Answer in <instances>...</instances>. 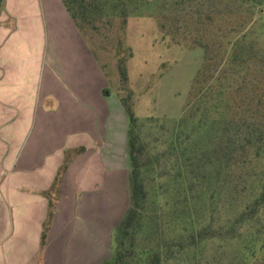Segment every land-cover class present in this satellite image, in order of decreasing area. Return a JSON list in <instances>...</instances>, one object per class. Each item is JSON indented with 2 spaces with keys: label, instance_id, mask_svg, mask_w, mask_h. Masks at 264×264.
I'll list each match as a JSON object with an SVG mask.
<instances>
[{
  "label": "crops",
  "instance_id": "crops-1",
  "mask_svg": "<svg viewBox=\"0 0 264 264\" xmlns=\"http://www.w3.org/2000/svg\"><path fill=\"white\" fill-rule=\"evenodd\" d=\"M54 2L0 0V264L109 259L128 180L125 110Z\"/></svg>",
  "mask_w": 264,
  "mask_h": 264
},
{
  "label": "rangeland",
  "instance_id": "rangeland-1",
  "mask_svg": "<svg viewBox=\"0 0 264 264\" xmlns=\"http://www.w3.org/2000/svg\"><path fill=\"white\" fill-rule=\"evenodd\" d=\"M112 2L126 7L124 25L118 9L110 10ZM54 3L69 16L60 0ZM93 3L95 14L102 16L96 23L98 29L81 36L106 77L107 90L117 98L129 95L136 116L134 132L145 146L140 169L147 195L134 240L125 241L129 255L146 264L152 252L159 256L157 264H249L241 260V254L256 232H264V208L258 218L238 222L235 218L244 203H235L231 193L240 189L249 193L248 182L234 183L224 172L218 177L208 173L205 178L192 173L193 180L188 181L185 166L198 168L189 150L201 144L206 127L177 125L202 63L203 45L220 55L242 34L250 50L251 70L247 83L229 96L236 105L257 102L256 114L264 121V56L260 55L264 51V0ZM119 62L126 69V82L121 81ZM238 110L235 115L239 117L243 112ZM233 129L225 137L235 138ZM127 166L129 170L128 156ZM127 182L119 195L117 222L129 205ZM198 232L202 236H195ZM110 241L109 247L104 242L102 257L109 252L111 257L118 249L113 234Z\"/></svg>",
  "mask_w": 264,
  "mask_h": 264
},
{
  "label": "trees",
  "instance_id": "trees-1",
  "mask_svg": "<svg viewBox=\"0 0 264 264\" xmlns=\"http://www.w3.org/2000/svg\"><path fill=\"white\" fill-rule=\"evenodd\" d=\"M93 1L61 0L74 25L83 35L89 30L98 29L96 23L102 17L95 14L97 7ZM121 5L118 7V2H112L110 10L118 9L121 23L124 25L126 7L122 3ZM106 22L112 23L108 18ZM245 42L243 34L236 36L220 55L213 53L208 44L203 45L202 63L192 80L188 101L177 125L206 127L203 141H199L201 144H195L189 150L198 168L190 167V164L185 166V178L188 181L192 179V173H200L201 177L205 178L208 173L218 177L224 172L234 179V183L248 182L249 193L246 189H244L246 192L240 189L231 193L235 203L239 205L244 203L243 209L235 218L238 222L258 218L264 208V121L256 114L259 104L255 102L253 105L252 100L250 105L242 104V102L236 105L229 96L235 88H240L242 84L247 83L246 76L251 70L250 50H247ZM260 55L264 56V51H261ZM118 72L121 81L126 82L127 72L121 62L118 63ZM118 99L128 120L129 205L113 230L118 249L105 264H146L140 258L130 256L129 248L125 245L126 239H129L130 244L134 240L146 200L147 194L140 169L145 146L134 132L136 116L132 105L128 102L129 95L120 96ZM238 109L243 112L239 117L235 115L239 112ZM231 127L234 128L233 131H237L233 139H231L232 136L225 137L227 130ZM185 149L181 151V154L185 153ZM204 157L207 160L203 161ZM261 168L262 172H260ZM246 188L248 190V187ZM254 191H257L255 196L248 199ZM51 215L52 210L49 211V218ZM255 235L256 237L243 248L241 260L249 264H264V232H256ZM195 236L202 235L198 232ZM44 237L43 233L42 241ZM146 257L147 264H157L159 261V256L155 252L147 254Z\"/></svg>",
  "mask_w": 264,
  "mask_h": 264
}]
</instances>
